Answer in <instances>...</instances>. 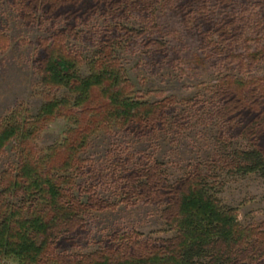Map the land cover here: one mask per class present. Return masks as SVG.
Segmentation results:
<instances>
[{
	"label": "rangeland",
	"instance_id": "374dc122",
	"mask_svg": "<svg viewBox=\"0 0 264 264\" xmlns=\"http://www.w3.org/2000/svg\"><path fill=\"white\" fill-rule=\"evenodd\" d=\"M13 3L0 0V123L13 111L24 109L35 118L50 101L78 97L43 84L44 50L71 59L83 77L99 74L108 65L118 72L117 83L93 89L82 107H61L41 124L37 137L24 144L31 163L61 180L60 189L69 188L76 195L96 192L111 205L87 216L81 231L57 255L88 256L124 241L139 240L147 246L173 238L165 221L168 202H150L143 196L131 203L123 200L132 175L156 163L164 167L168 185L193 170L217 180L218 196L226 206L238 209L241 224L262 227L264 180L222 171L234 151L250 149L253 143L242 132L243 123L223 116L224 105L214 94L224 83L243 89L261 83L259 89H264V0H225L222 4L227 6L208 1L204 17L216 29L225 25L228 41L193 16L191 22L185 20L177 0H155L114 17L100 11L78 20L73 29L65 17L41 11L24 19ZM121 27L142 36L126 39L118 31ZM106 41L116 47L112 55L98 57ZM118 91L143 104L141 114L167 103L164 121L149 129L113 117L108 95ZM259 145L263 148L264 141ZM19 152L20 146L12 142L0 154V180L6 173L17 174ZM74 164L84 167V176L77 177ZM18 200L10 203L18 208L14 213L19 220L32 213L52 217V203L26 210Z\"/></svg>",
	"mask_w": 264,
	"mask_h": 264
},
{
	"label": "trees",
	"instance_id": "16d2710c",
	"mask_svg": "<svg viewBox=\"0 0 264 264\" xmlns=\"http://www.w3.org/2000/svg\"><path fill=\"white\" fill-rule=\"evenodd\" d=\"M153 1L12 0L20 8L24 19L29 20L41 11L55 18L65 17L72 23L69 27L72 29L78 20H85L94 13L101 11L113 17L126 15L138 6L147 7ZM177 1L180 3L179 13L185 20L191 22L194 18L197 23L200 20L207 25L206 29L217 30L222 40L228 41L225 25L216 26L218 30L213 21L204 17L203 10L210 0ZM224 1L216 0L219 5ZM204 18L207 20L203 21ZM119 29L126 39L142 36L141 32L133 29ZM115 47V44L106 41L98 57L110 56ZM42 60L40 71L43 84L73 91L78 97L70 102L50 101L35 118L24 109L13 111L0 123V154L15 142L20 146L21 157L17 174L6 173L0 180V264H10L11 261L16 264H264V224L262 227L243 226L238 209L226 206L218 196L220 184L217 180L193 170L187 178L168 185L166 171L158 163L132 175L124 186L127 190L123 200L131 203L136 197L143 196L150 202H168L165 221L175 234L173 238L154 242L152 246H144L139 240L124 241L88 256L57 255L62 246L68 245L70 237L81 231L87 216L108 210L111 205L97 198L96 192L91 195L85 190L76 195L69 188L60 189L57 184L61 180L50 172H43L39 164L31 163L29 156L24 154V144L33 141L41 130V124L53 118L61 107H82L93 89L102 88L105 83H117L118 72L108 65L99 74L83 77L71 59L49 50H44ZM237 85L224 83L218 86L214 98L224 105V117L230 116L243 123L245 128L242 132L253 144L250 149L234 151L222 171L231 176L259 175L264 180V147L259 145L264 141V89H259L261 83H254L248 89ZM108 98L114 106L113 117L136 121L139 127L149 129H153L155 123L164 121L168 109L165 103L154 111H142L141 114L139 109L143 104L128 100L119 91L108 95ZM73 166L77 177L84 176V167L79 164ZM44 169L49 171L46 166ZM14 198L19 199L18 204L26 210L38 208L41 202L52 203V217L46 219L44 215L32 213L31 218L19 220L18 214L14 213L18 208L10 203Z\"/></svg>",
	"mask_w": 264,
	"mask_h": 264
}]
</instances>
